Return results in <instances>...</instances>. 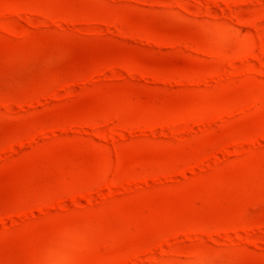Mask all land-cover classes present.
Wrapping results in <instances>:
<instances>
[{
  "label": "rangeland",
  "instance_id": "1",
  "mask_svg": "<svg viewBox=\"0 0 264 264\" xmlns=\"http://www.w3.org/2000/svg\"><path fill=\"white\" fill-rule=\"evenodd\" d=\"M0 264H264V0H0Z\"/></svg>",
  "mask_w": 264,
  "mask_h": 264
}]
</instances>
